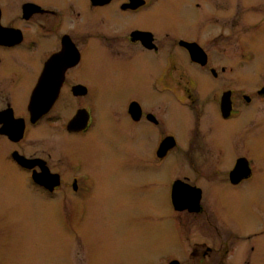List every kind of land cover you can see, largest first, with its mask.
I'll use <instances>...</instances> for the list:
<instances>
[{
  "label": "flooded vegetation",
  "instance_id": "1",
  "mask_svg": "<svg viewBox=\"0 0 264 264\" xmlns=\"http://www.w3.org/2000/svg\"><path fill=\"white\" fill-rule=\"evenodd\" d=\"M261 33L264 0H0V184L53 196L66 183L30 148L52 124L68 134L58 158L72 172L66 184L95 195L118 161L113 154L104 167V135L129 154L131 193L171 205L179 252L166 264H264L262 170L252 158L264 155V72H246ZM101 72L143 78L115 87L108 106ZM104 113L113 122L102 124ZM74 136L88 164L69 151ZM155 168L168 179L156 188ZM139 170L149 175L137 184ZM8 215L0 208L6 225Z\"/></svg>",
  "mask_w": 264,
  "mask_h": 264
},
{
  "label": "rangeland",
  "instance_id": "2",
  "mask_svg": "<svg viewBox=\"0 0 264 264\" xmlns=\"http://www.w3.org/2000/svg\"><path fill=\"white\" fill-rule=\"evenodd\" d=\"M257 39L259 45L255 62L250 65L252 70L249 68L246 72H264V33ZM111 73L101 72L96 76L101 86H105L103 90H106L101 92L102 104L108 106L119 100L115 87L125 91L136 87L137 80L143 78L140 72ZM102 116V124L114 120L113 113ZM102 137V144L96 150L104 160V167H108L107 159L113 154H116L118 161H113L112 168L101 173L95 195L92 190L85 192L84 189L78 194L66 184L71 181L70 166L65 161H58L68 134L52 124H43L37 129V146L31 145L30 148H37V154L59 168L66 183L53 196L28 183L19 188L8 186L4 181L3 186L0 184V208L8 210L7 219L10 217L9 225L0 219V242H4L2 234L7 228L10 230L6 236L9 242L4 244L11 245L8 251L5 250V255L0 256V264H166L168 256L178 254L171 205L163 199L160 202L153 197L146 198L140 187L137 193L132 194L126 185L131 178L129 154L123 152L120 146L117 148L116 140H111L110 144L105 140L108 139L106 136ZM74 138L76 140L69 145V151L75 150L88 164L83 139L78 136ZM104 144L108 150L106 152L103 150ZM260 146L261 152H264V143H260ZM252 158L262 170L258 180L253 183L264 194V155L255 151ZM178 160L180 163L183 158L178 157ZM180 172L176 170L173 174ZM148 175L141 174L139 170L135 176L137 184ZM152 175L155 188L157 182L165 185L168 180L158 168L153 170ZM256 194L262 195L258 191ZM86 202L88 212L84 209L83 216L77 215L81 210L80 204ZM1 243V250H4ZM187 248L180 249L179 257L184 262L190 260ZM8 252L10 256L6 255ZM191 260L194 261L193 258Z\"/></svg>",
  "mask_w": 264,
  "mask_h": 264
},
{
  "label": "water",
  "instance_id": "3",
  "mask_svg": "<svg viewBox=\"0 0 264 264\" xmlns=\"http://www.w3.org/2000/svg\"><path fill=\"white\" fill-rule=\"evenodd\" d=\"M37 181L40 182L41 180L37 177ZM170 264H181V262L179 260H172Z\"/></svg>",
  "mask_w": 264,
  "mask_h": 264
}]
</instances>
